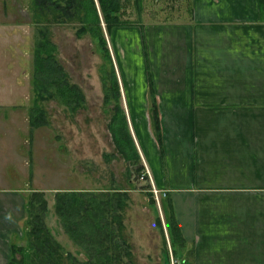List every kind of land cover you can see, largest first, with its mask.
Instances as JSON below:
<instances>
[{
	"label": "crops",
	"instance_id": "obj_1",
	"mask_svg": "<svg viewBox=\"0 0 264 264\" xmlns=\"http://www.w3.org/2000/svg\"><path fill=\"white\" fill-rule=\"evenodd\" d=\"M124 3L125 24L102 25L118 97L100 101L109 121L124 115L140 175L169 202L184 264H264V0ZM15 187L0 188V264L45 192Z\"/></svg>",
	"mask_w": 264,
	"mask_h": 264
},
{
	"label": "rangeland",
	"instance_id": "obj_2",
	"mask_svg": "<svg viewBox=\"0 0 264 264\" xmlns=\"http://www.w3.org/2000/svg\"><path fill=\"white\" fill-rule=\"evenodd\" d=\"M52 15L51 10L35 7L34 0H0V188L27 183L45 191L43 220L59 245L60 264H77L87 254L80 242L85 238L78 235L79 240L62 227L54 211L53 189L126 192L119 210L123 243L117 242L118 258L110 264H180L190 254L189 245L178 242L175 254L170 249L160 205L164 197L153 194L148 178L125 163L111 141V111L100 101L109 85L105 59L90 35L77 33L75 20H55ZM44 42L52 46L50 52L68 83L80 90L81 107L71 110L64 105L55 86L46 87L52 91L46 98L40 90L44 83L36 85L35 52ZM38 114L45 123L31 124L30 117ZM30 170L28 182L25 174ZM28 239L26 232L21 253L14 252L22 264H29Z\"/></svg>",
	"mask_w": 264,
	"mask_h": 264
},
{
	"label": "trees",
	"instance_id": "obj_3",
	"mask_svg": "<svg viewBox=\"0 0 264 264\" xmlns=\"http://www.w3.org/2000/svg\"><path fill=\"white\" fill-rule=\"evenodd\" d=\"M133 1L134 5L138 7V0ZM124 2L126 0H34V5L46 11L51 10L55 20H75L79 24L77 33L90 35L103 58L109 60L102 25L107 31L113 26L125 24L127 19L121 18V15L124 14ZM39 16L40 14L36 12V17ZM51 48V45L48 47L47 42H44L35 52L34 72L38 77L36 85L44 83L40 90L46 94V98L52 95V91H47L46 87L55 86L57 91L55 95L59 100L69 109H77L82 106L83 96L76 86L68 83L50 52ZM108 75L109 85L104 91V97L107 98L110 94L116 98L118 97L116 82L111 73ZM32 109L37 110L36 106H33ZM151 119L156 132L158 119L153 108ZM30 123L38 125L44 124L45 121L38 114L30 117ZM108 129L117 153L122 156L125 163L135 165L133 170L140 173L142 166L128 132L124 115L117 111L108 122ZM147 195L150 203L153 204L152 194L147 193ZM125 196V191L116 189L108 192L98 191L97 193L95 191H65L54 194V211L59 217L62 227L79 240V236L85 238L80 242H83L81 244H84L83 248L87 256L77 264H110L111 261L118 258L119 252L116 249L120 247L117 242L123 243L118 233L121 216L119 210L122 208L121 199ZM160 201L168 243L175 254L177 243H181L182 239H180L176 223L170 214L169 202L166 198ZM45 211L46 201L43 194L41 192L31 193L28 199V215L30 216L28 225L30 227L27 231L29 235L27 247L31 250L28 257L29 264H60L62 260V253L58 250L59 245L51 239L45 226L43 220ZM156 222L161 228L158 217ZM13 250L21 253V247H14ZM14 254L10 257V264H22L21 258L16 259ZM125 254L128 252L126 251Z\"/></svg>",
	"mask_w": 264,
	"mask_h": 264
},
{
	"label": "built area",
	"instance_id": "obj_4",
	"mask_svg": "<svg viewBox=\"0 0 264 264\" xmlns=\"http://www.w3.org/2000/svg\"><path fill=\"white\" fill-rule=\"evenodd\" d=\"M143 175L148 177V171L146 169L143 171V173L140 176L143 177ZM151 188H152V186H151ZM152 192H153L154 195H156L157 191L154 188H152Z\"/></svg>",
	"mask_w": 264,
	"mask_h": 264
}]
</instances>
